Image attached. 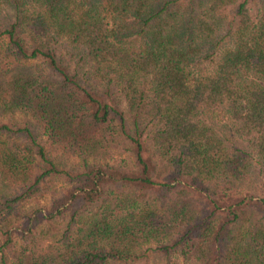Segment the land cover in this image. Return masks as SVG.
<instances>
[{
    "label": "trees",
    "instance_id": "obj_1",
    "mask_svg": "<svg viewBox=\"0 0 264 264\" xmlns=\"http://www.w3.org/2000/svg\"><path fill=\"white\" fill-rule=\"evenodd\" d=\"M0 264H264V0H0Z\"/></svg>",
    "mask_w": 264,
    "mask_h": 264
}]
</instances>
